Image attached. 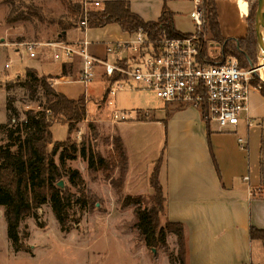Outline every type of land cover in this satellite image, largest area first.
Here are the masks:
<instances>
[{
    "label": "rangeland",
    "instance_id": "374dc122",
    "mask_svg": "<svg viewBox=\"0 0 264 264\" xmlns=\"http://www.w3.org/2000/svg\"><path fill=\"white\" fill-rule=\"evenodd\" d=\"M65 2L64 0H16L15 14L22 17L7 24L6 17L11 6L5 0H0V147L10 142L7 139V131L13 128V124L18 119L20 122L26 111L40 110V104L44 101L41 91L31 97L28 90L17 84L16 80L24 79L25 70L29 68L26 66L34 65L36 60L40 61L42 57L49 56L50 49L40 48L35 57L30 58L19 44L57 40L58 35L70 24L69 21H75L69 16ZM242 2L247 4V13L251 8L254 9V17L257 0H241L240 3ZM174 21L176 30L182 34L196 30L189 12L179 14ZM205 45L207 57L215 60L219 56L220 46L217 43L211 44L212 47L209 50L207 41ZM255 55L256 60L252 63V68H257L262 61L256 42ZM46 60L47 58L43 59L42 64L47 62L51 65V61ZM53 64L56 69L52 71L51 68L52 74L48 75L52 78L56 77L59 70V65L56 62ZM36 72L45 76L42 72L37 70ZM74 73V70L70 72L71 75ZM260 81V73L257 72L254 82ZM51 82L53 80H50ZM66 87L74 96L82 97L85 92L88 97L86 98L88 100L86 115L83 121L77 123L70 135H68L66 124L55 123L50 129L53 141H66L69 138V144L77 148L89 147L94 153L106 157L112 152L113 139L119 136L124 142L127 154L134 162L142 157L146 162L156 157L158 147L164 141V129L160 122L151 120V112L144 110L158 109L163 104L151 92L134 93L122 90L117 93L112 105L96 107V102H100L105 92V83L96 75L86 85L74 80ZM8 102L17 112L14 123L6 108ZM113 111L126 113L129 120L123 122L124 124L112 122L110 116ZM134 115L135 120L146 123H137L134 119H130ZM89 123L92 124L90 129ZM211 126L217 127L215 123H211ZM243 130V127H239L235 135L244 136ZM249 130V149L247 152L240 151L254 166L255 160L261 158L264 161V156L260 155V140L261 136H264V127L260 118L253 119V126ZM11 150L14 151L15 147ZM55 162L58 163L57 155ZM66 167L79 171L84 181L82 191L88 199L85 210L80 211L78 207L76 208L74 219H77L78 223L73 222L70 224V231L62 233L50 204L45 203L37 210L34 217L25 219L20 226L21 241L28 250L14 251L6 237L4 208L0 206V264H179L176 257L178 246L175 236L171 233L166 235V247H146L134 227V204L137 201L129 199V203L124 205L121 203L124 196H140L143 200V202L140 201V205L149 206L153 192L147 194L145 193L147 187H144V190H138L137 187L133 192L129 191L132 194H125L123 189L118 195L110 184L111 178L117 177V171L106 174L100 171L89 172L86 162L79 155L75 160L67 161ZM59 182L63 184L62 189L58 187L60 190L73 194L77 192V188L70 184L66 176ZM259 186L263 193L264 178L260 175ZM139 192L142 193L133 194ZM158 219L159 226H163L165 223L163 214Z\"/></svg>",
    "mask_w": 264,
    "mask_h": 264
},
{
    "label": "crops",
    "instance_id": "0c3cea01",
    "mask_svg": "<svg viewBox=\"0 0 264 264\" xmlns=\"http://www.w3.org/2000/svg\"><path fill=\"white\" fill-rule=\"evenodd\" d=\"M71 1L86 4L88 9H93L95 2L102 5L108 1H124L129 4L131 12L144 22L156 21L163 6L174 14V19L179 14H184V12L190 14L193 10L192 0ZM213 1L217 10L221 36L226 39L246 36L247 4L240 3L241 0ZM69 23L59 34L63 38L57 37V40L75 42L85 39L89 42L88 51L91 55L111 63L123 54H107L106 46L117 42H127L131 38L116 24L101 28H88L84 32L78 27L77 22L69 21ZM48 51L49 56L42 57L40 61H35L36 64L26 67L48 76L52 74L51 68L52 71L56 69L53 64L56 62L59 70L56 77L49 80H55L58 83H55L52 88L68 99L81 98L71 95V91L66 87L77 80L81 67L80 60L75 58L72 63L54 61L51 51ZM127 55L131 53L128 52ZM46 58V61H51V65L47 62L42 64L43 59ZM62 65L70 66L75 71L74 75L68 73L61 76ZM95 70L96 77L104 82L102 67L96 66ZM83 94L82 97L85 98L87 104L86 98L88 97L85 92ZM162 104L158 109L144 110L151 112V120L160 122L164 129V141L162 145H159L156 157L147 162L142 157L134 162L127 154L124 145L128 159L123 185L125 194H132L130 192L137 187L138 190H144V187H147L145 193L151 194L148 180L155 162L163 151L158 174L165 198L163 219L183 225L186 264H264V242L249 238L251 227L264 230V192L262 193L259 186V160H255V165L252 166L249 159L244 158L237 146V135H235L238 128L243 127L245 134L241 137L248 139L249 149V129L253 126V119L260 118L262 127H264V96L256 90L250 93L248 107L252 126L246 128L243 123H240L241 125L239 124L236 128L226 131L211 126V123L206 122L196 108ZM95 105L98 107L97 104ZM245 177L248 179L244 180Z\"/></svg>",
    "mask_w": 264,
    "mask_h": 264
},
{
    "label": "trees",
    "instance_id": "16d2710c",
    "mask_svg": "<svg viewBox=\"0 0 264 264\" xmlns=\"http://www.w3.org/2000/svg\"><path fill=\"white\" fill-rule=\"evenodd\" d=\"M16 0H5L11 6L6 17V23L15 22L22 16L15 14L14 3ZM67 12L76 22L86 20L87 27L101 28L109 24H116L126 34L133 35L138 30L146 34L150 41H154L161 32L168 37L183 35L174 28V14L163 6L161 14L156 21L144 22L140 17L131 12L129 4L124 1L104 2L98 8L83 10V3H74L64 0ZM204 25L203 34L210 36L213 42L220 46L219 56L215 60L207 57L205 42L200 46V58L209 63H219L227 56L237 59L240 67H251L256 60L254 17L251 8L246 17L247 34L243 38L226 39L221 36L217 10L213 0H203ZM65 28L63 29V31ZM63 38L62 35H60ZM212 37V38H211ZM70 66H61V76L70 73ZM24 79L16 80V83L25 87L29 95L34 97L39 91L43 95V104L40 110H28L24 113V120L16 122L17 112L11 103L6 104L11 114V121L16 122L13 128L7 131V139L10 141L0 147V206L4 208L3 218L6 225V237L14 251H27L22 243L20 226L22 222L36 215L37 210L49 203L53 215L62 233L70 231L76 208L85 210L88 199L82 191L84 181L76 169L66 167V162L75 160L79 155L85 162L89 172L108 173L117 171V177L111 178L110 184L115 192L120 195L127 173L128 159L124 144L119 136L112 141V152L106 157L94 153L89 147L77 148L69 144V138L65 141H53L51 127L55 123L66 124L68 135L75 130L78 122L84 120L86 115V101L84 97L71 100L57 93L51 86V76H43L35 69L25 70ZM264 96V82L259 91ZM12 122V123H14ZM165 124V121H164ZM92 128V124H88ZM15 147L12 151L11 148ZM57 155L58 163L55 162ZM260 155L264 156V136L261 137ZM163 151L155 162L148 183L152 190L150 205L141 206L143 202L140 196H124L122 205L131 201H137L134 205V227L146 247H166V235L175 236L178 246L179 264H186V249L183 225L165 221L159 226V216L164 214L165 198L158 180L159 169L162 164ZM259 175L264 178V161L259 160ZM66 176L70 184L77 188L76 193L62 191L57 183ZM78 210V211H79ZM249 238L264 242V230L251 227Z\"/></svg>",
    "mask_w": 264,
    "mask_h": 264
},
{
    "label": "built area",
    "instance_id": "2783aa9c",
    "mask_svg": "<svg viewBox=\"0 0 264 264\" xmlns=\"http://www.w3.org/2000/svg\"><path fill=\"white\" fill-rule=\"evenodd\" d=\"M192 3L189 16L196 27L194 32L178 37H168L161 32L152 42L138 30L130 35L129 41L106 46L107 54H123L113 63L91 55L85 39L22 42L19 45L30 58L45 47L50 49L54 61L72 63L78 58L81 67L77 81L83 84L90 83L95 77L96 66H101L105 92L100 102H96L98 107L112 105L116 94L122 90L148 91L164 104L196 108L206 122L215 123L221 131L236 128L240 123L249 128L252 126L249 96L252 90L260 91L263 80L254 82L257 68H242L233 56L219 63L200 58L201 43L207 41L209 50L215 43L205 34L201 37L205 22L203 0H192ZM100 6L98 2L93 4L94 8ZM83 10H87L86 4ZM77 25L84 32L88 29L85 19ZM128 52L131 55H127ZM55 83L58 82L53 80L50 84ZM110 119L115 123L129 120L126 113L119 111H113ZM130 119L135 120L136 116ZM236 141L241 151H248L246 137L238 136Z\"/></svg>",
    "mask_w": 264,
    "mask_h": 264
},
{
    "label": "water",
    "instance_id": "95a60500",
    "mask_svg": "<svg viewBox=\"0 0 264 264\" xmlns=\"http://www.w3.org/2000/svg\"><path fill=\"white\" fill-rule=\"evenodd\" d=\"M264 13V0H257V8L255 11V17H254V33L256 38V47L261 54L262 57V64L259 68L264 67V30L261 23V17ZM58 38H60V35H58ZM257 67V69H259ZM57 187L60 189L63 188L62 182H58Z\"/></svg>",
    "mask_w": 264,
    "mask_h": 264
},
{
    "label": "bare ground",
    "instance_id": "6f19581e",
    "mask_svg": "<svg viewBox=\"0 0 264 264\" xmlns=\"http://www.w3.org/2000/svg\"><path fill=\"white\" fill-rule=\"evenodd\" d=\"M261 23H262V27H263V30H264V13H263V15L261 17ZM261 64H262V61L260 63V66H261ZM256 72H259L260 73V78L264 81V67L263 68L261 67V68L257 69Z\"/></svg>",
    "mask_w": 264,
    "mask_h": 264
}]
</instances>
